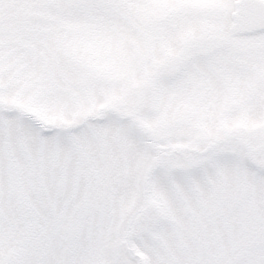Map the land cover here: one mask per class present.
<instances>
[{
    "label": "snow or ice",
    "instance_id": "6c2138e0",
    "mask_svg": "<svg viewBox=\"0 0 264 264\" xmlns=\"http://www.w3.org/2000/svg\"><path fill=\"white\" fill-rule=\"evenodd\" d=\"M0 264H264V0H0Z\"/></svg>",
    "mask_w": 264,
    "mask_h": 264
}]
</instances>
